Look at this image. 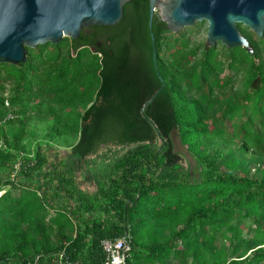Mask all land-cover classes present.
<instances>
[{
    "label": "trees",
    "instance_id": "obj_1",
    "mask_svg": "<svg viewBox=\"0 0 264 264\" xmlns=\"http://www.w3.org/2000/svg\"><path fill=\"white\" fill-rule=\"evenodd\" d=\"M148 10L131 0L114 27L0 64V173L17 165L0 179V264H101L125 235L128 264H264V34L237 25L252 55L193 47L199 23L173 34L155 13L152 45ZM108 146L128 149L83 192L73 160Z\"/></svg>",
    "mask_w": 264,
    "mask_h": 264
},
{
    "label": "water",
    "instance_id": "obj_2",
    "mask_svg": "<svg viewBox=\"0 0 264 264\" xmlns=\"http://www.w3.org/2000/svg\"><path fill=\"white\" fill-rule=\"evenodd\" d=\"M130 1L0 0V64H23L27 56L25 48L58 45L63 38L78 40L83 29L114 27L122 18L123 7ZM147 1L152 45L151 27L155 13L173 34L205 22V44L209 48L220 43L227 50L245 49L252 55L253 49L237 25L248 28L258 38L264 34V0Z\"/></svg>",
    "mask_w": 264,
    "mask_h": 264
},
{
    "label": "rangeland",
    "instance_id": "obj_3",
    "mask_svg": "<svg viewBox=\"0 0 264 264\" xmlns=\"http://www.w3.org/2000/svg\"><path fill=\"white\" fill-rule=\"evenodd\" d=\"M200 27L198 29V32L193 37V47H197L205 43L206 39V31H207V24L206 23H199ZM68 39V38H67ZM219 44L216 45L218 47ZM243 80L241 78H238L236 80V84L233 87L232 93H234L235 97H239L241 95V92L244 89L243 86ZM16 123V122H15ZM15 126V125H14ZM27 130L31 132V135L28 136V138L25 141V145L27 143L32 144V139H38L41 140L44 133L47 131V123L45 120H35L29 123ZM172 141L174 144V151L181 155L182 161L181 167L185 170L191 169L192 174H195L194 164L189 156V154L181 147L177 136L175 133L172 135ZM45 142H48V140H45ZM27 144V148L30 147V145ZM50 145L53 147V149L50 152L51 155L59 156V152H56L57 150L65 151L66 148L62 144L61 140H57L56 142L52 141ZM31 148V147H30ZM128 148L120 147V146H108V147H101L98 154L95 157H89L82 161L73 160L76 167H77V183L81 187V189L92 191L95 189V183L91 181L86 175L90 173L91 175H99L101 176V180H104L109 174V170L107 169V163H111L114 159L121 156ZM61 156H65V153H62ZM95 163V168L94 164ZM17 169V165H13L9 167V169L6 172L0 173V179L6 180L8 178H12L15 171ZM255 170L252 171V174ZM256 175L260 176L261 172L255 173ZM264 229V226H263ZM132 261V260H131ZM134 263V261H132Z\"/></svg>",
    "mask_w": 264,
    "mask_h": 264
},
{
    "label": "built area",
    "instance_id": "obj_4",
    "mask_svg": "<svg viewBox=\"0 0 264 264\" xmlns=\"http://www.w3.org/2000/svg\"><path fill=\"white\" fill-rule=\"evenodd\" d=\"M5 106L8 103L5 101ZM11 115L6 117V120H11ZM104 260L101 264H128V253L130 251V237L125 235L117 240H104L101 244ZM57 264H76L73 262H62L61 257Z\"/></svg>",
    "mask_w": 264,
    "mask_h": 264
},
{
    "label": "crops",
    "instance_id": "obj_5",
    "mask_svg": "<svg viewBox=\"0 0 264 264\" xmlns=\"http://www.w3.org/2000/svg\"><path fill=\"white\" fill-rule=\"evenodd\" d=\"M76 176H77V170H76ZM86 177H88L91 181H93V183H95L96 185L99 183V181L100 180H97V182H95V178H96V176H93V175H91L90 173H88V175H86ZM77 179V178H76ZM77 183V182H76ZM77 185H78V183H77ZM95 185V186H96ZM79 186V185H78ZM79 188L81 189V187L79 186ZM83 192H90V191H88V190H84V189H81ZM96 190V187H95V189L94 190H92L91 192H94Z\"/></svg>",
    "mask_w": 264,
    "mask_h": 264
},
{
    "label": "flooded vegetation",
    "instance_id": "obj_6",
    "mask_svg": "<svg viewBox=\"0 0 264 264\" xmlns=\"http://www.w3.org/2000/svg\"><path fill=\"white\" fill-rule=\"evenodd\" d=\"M100 45V44H99ZM100 47V46H99Z\"/></svg>",
    "mask_w": 264,
    "mask_h": 264
}]
</instances>
